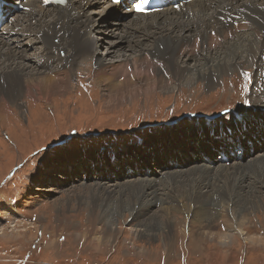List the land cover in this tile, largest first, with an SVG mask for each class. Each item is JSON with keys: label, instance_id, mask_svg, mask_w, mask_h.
I'll return each instance as SVG.
<instances>
[{"label": "rangeland", "instance_id": "374dc122", "mask_svg": "<svg viewBox=\"0 0 264 264\" xmlns=\"http://www.w3.org/2000/svg\"><path fill=\"white\" fill-rule=\"evenodd\" d=\"M84 15L93 18L88 8ZM98 53L105 55V46ZM83 64L71 91L50 103L21 99V109L0 100V118L8 114L0 120V264H264V188L255 203L239 206L251 211L244 236L237 232L240 226L183 224L192 220L188 209L173 212V221L182 226H147L139 236L140 220L130 213L133 189L109 195L101 188L137 178L131 182L135 187L138 179L151 175L141 158L158 159L160 148L150 151L149 145L170 131L177 132L172 140L180 146L163 150V155H170L177 173L203 164L218 166V156L199 152L218 146L219 135L212 129L232 128L239 121L245 122V133L260 135L252 144L259 143L255 152L264 154V128L255 124L264 117V82L255 85V68L242 64L243 72L220 78L213 88L198 80L110 106L91 75L93 62ZM197 129L204 133L196 135ZM140 147L139 160L134 151ZM247 148L252 151L253 146ZM177 151L183 154L179 161L172 155ZM245 153L239 163L255 156ZM206 155L213 159H203ZM168 160L161 166L171 168L164 165ZM154 169L152 175L160 178ZM191 204L187 200L183 205ZM219 233L230 234L227 247L220 244Z\"/></svg>", "mask_w": 264, "mask_h": 264}, {"label": "bare ground", "instance_id": "6f19581e", "mask_svg": "<svg viewBox=\"0 0 264 264\" xmlns=\"http://www.w3.org/2000/svg\"><path fill=\"white\" fill-rule=\"evenodd\" d=\"M19 4L27 11L19 14ZM87 8L93 18H84ZM0 10H6L7 17L0 33V100L16 108L23 106L21 99L50 103L54 96L68 94L78 66L89 62H93L91 75L107 93L110 106L140 93L170 91L198 80L213 88L220 78L243 72L244 66L255 68L256 86L264 82V0H193L179 11L169 5L145 16L125 13L122 6L101 0H65L57 7H45L42 0H0ZM102 46L105 55L98 53ZM255 124L263 129L264 117L261 115ZM246 127L239 121L232 128L212 129L216 135L230 134L217 136L218 148L208 145L198 155L209 151L219 156L214 150L220 149L227 161L222 156L218 166L203 164L178 173L172 168L169 153L163 155V150L180 146L172 140L177 132H167V141L163 137L159 143L149 145L150 151L160 148L158 159L147 160L145 155L141 158L151 167V175L138 179L135 187L131 182L137 178L128 183L117 180L120 182L101 188L109 195L133 189L136 201L129 196L134 203L130 213L140 220L136 229L139 236L146 234L147 226H182L173 221V212L183 209L189 210L187 218L192 219L183 224L209 229L220 224L240 226L237 232L244 236L251 211L239 206L255 203L264 188V154L256 152L253 158L239 163L234 156L239 150L228 147L240 143L245 151L247 146H254L258 137L247 139ZM202 132L195 130L196 135ZM143 150L136 149L135 157L139 159ZM180 152L172 154L176 161L183 155ZM167 158L164 165L171 168L161 166ZM205 158L213 159L209 155ZM227 162H232L230 167L225 165ZM160 167L166 169L160 171ZM154 168H158L155 173L160 178L152 175ZM187 200L192 204L184 206ZM219 236L220 244L227 247L230 234Z\"/></svg>", "mask_w": 264, "mask_h": 264}, {"label": "snow or ice", "instance_id": "6c2138e0", "mask_svg": "<svg viewBox=\"0 0 264 264\" xmlns=\"http://www.w3.org/2000/svg\"><path fill=\"white\" fill-rule=\"evenodd\" d=\"M45 2H60L63 3L64 0H45ZM113 3L119 4L121 3V0H112ZM129 7L131 10L142 13V14H148V12L154 10L151 7L150 0H129ZM244 75L247 77V73H244ZM244 103H248L247 100L244 101Z\"/></svg>", "mask_w": 264, "mask_h": 264}]
</instances>
